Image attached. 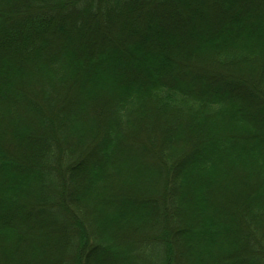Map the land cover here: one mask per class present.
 Segmentation results:
<instances>
[{
	"label": "trees",
	"instance_id": "1",
	"mask_svg": "<svg viewBox=\"0 0 264 264\" xmlns=\"http://www.w3.org/2000/svg\"><path fill=\"white\" fill-rule=\"evenodd\" d=\"M8 124L24 153L0 142V264H264V0H0ZM146 130L142 181L128 151ZM221 171L255 184L231 222L206 215ZM120 174L159 190L117 195Z\"/></svg>",
	"mask_w": 264,
	"mask_h": 264
},
{
	"label": "rangeland",
	"instance_id": "2",
	"mask_svg": "<svg viewBox=\"0 0 264 264\" xmlns=\"http://www.w3.org/2000/svg\"><path fill=\"white\" fill-rule=\"evenodd\" d=\"M255 71H253V72L251 71V75L249 76L251 84L254 83V79H253L254 76L253 75H256ZM33 95H36V94H33ZM82 95H83V97H85L87 99V96L89 94L88 95L82 94ZM95 102H96L95 100L94 101L90 100V102L87 101V103H85L84 106L88 107V109L90 107H93L92 110H90L91 109L90 108L88 111H90V113H92V115H91L92 117H93V115L95 117L96 116L99 117L101 115L98 112L100 111V108H101V110L103 108L101 107V102H99V103H95ZM246 103L248 104L249 100H247ZM237 106H238V104H237ZM89 119H90L89 121H90L91 127L97 129V127L99 126L98 120H97V124H96L95 121L92 120L91 117H89ZM68 125H69V123H68ZM2 127H3L2 129L0 128L1 129V131H0V142L2 143V145H4L5 148L8 151H10V154L17 155L18 152H20V151L22 152V150H23L22 146L23 145L21 144L22 145L21 146L19 144V137L17 136L16 132L14 130L10 129L11 126L9 124H8L9 129L4 127V125ZM166 127L167 126H165L163 124H162V127H160V128L158 127V133L157 134H158L159 138H160V136H162V132ZM248 129H251V127H249ZM258 129H260L261 131H264V127L261 125L258 126ZM214 130H216L215 127L213 128V132H214ZM20 131L24 132L25 128L22 127L20 129ZM225 131L234 132L233 127L227 128V129H225ZM88 134L90 135V137H94V133H91V134L88 133ZM149 134L150 133H148V131L146 130L144 135H142V136L140 135L141 137L140 136L136 137V138L133 137V141L131 142V145H130L129 151H128V154H131L132 158H138L136 161H135V159H132V167H134L133 171L137 172L141 176L140 180H142V181H144V179L145 180L148 179V176L146 174L144 176V174L142 173V168H139V165L140 164L141 165L146 164L145 169L149 170L147 164H149V167L151 165L153 167L154 164H156V162H157L156 158H159V157H157L158 155L156 154L154 143L151 140V137ZM89 139L90 138L87 139V142H86L87 144L89 142ZM129 141H130V139H129ZM194 141L195 140H193L192 142H194ZM148 146H150L151 149L148 148ZM184 147H181V149H179V150H182ZM23 153L24 152H22V154ZM107 169L110 170L111 168L109 166H107ZM113 169H118V168H113ZM87 171H88V169H87ZM150 171H152V170H150ZM136 174L134 173L133 175L136 176ZM219 175H220V178L230 176V177H232V179H234V181H232L231 183H227L224 186V188L219 186V180H216L212 184L213 186L215 185V190H214L215 193L211 198V206H210L211 212H207L206 215L214 216L215 214H218L223 221L225 220L226 222H231L233 215L230 214V211H234L235 213H237L238 204L241 202L240 199L242 200L244 195L246 193H248L250 191V189L252 187H254V185H255V184H253V180H252L253 176L249 175L250 177H245V176H242L240 173H237V174H234L231 172L230 173H224L223 171H221ZM235 177H237V178H235ZM133 178L134 177H132V176L128 177V176H125L123 174H120V176L116 178L118 180H117L115 187L113 188L114 193H117V195L125 194L127 191H131L129 189L131 187L137 188L139 190L140 194H142V195H150L152 192L153 193L158 192L157 190H159L160 184H158V186L156 187V190L154 191L153 187L151 186L152 183L150 184V181H146V182H144L145 184H143V182H139V180H136L135 178L134 179ZM259 178L264 179V174L261 173V175H259ZM83 180H84V183L86 185V181H88V180L86 179V177H84ZM3 199H4V197L2 198V200ZM93 201L98 202L97 199H93ZM95 204H94V206H95ZM111 204H113V201L111 202ZM100 209H101V206L97 205V211L98 212ZM107 213H109V212H107ZM199 213L200 214L202 213V210L200 208H199ZM50 215H51V213H50ZM109 215L117 216V215L110 214V213H109ZM39 216H40V218L38 220H36L39 222V224L36 223V221L32 220V222L29 223V225L27 226L28 231L30 230V232L36 234V236H38L37 234H39V236H40L39 239H40L41 243L42 244L44 243L46 245V247L42 248V250H43L42 258H44V255L47 254L46 260H49V259L55 260L61 254V251L58 248L60 246H59V244L58 245L56 244V242H55L56 239L53 236H48L47 233L54 235L58 229H57V227H50V228H48V230L47 229L43 230V228H40L41 224L44 223L45 221L51 219V217L50 216H44L42 214H39ZM193 216L197 217L196 214ZM118 217H120V215H118ZM123 217H125V216H123ZM124 224H126V222H124ZM47 225H50V224H47ZM126 225H127V227H132L135 225L140 226V223L133 224V225L126 224ZM227 230L231 232V230H233V229H227ZM139 231L142 232V229H140ZM40 241L35 240L34 244L35 243L39 244ZM215 253H217V252L215 251ZM38 258L40 259V256L32 258V260H31L32 264H37L39 261Z\"/></svg>",
	"mask_w": 264,
	"mask_h": 264
}]
</instances>
